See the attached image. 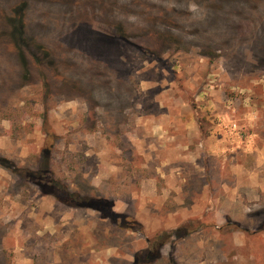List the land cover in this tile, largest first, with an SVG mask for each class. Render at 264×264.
Wrapping results in <instances>:
<instances>
[{
    "label": "rangeland",
    "instance_id": "1",
    "mask_svg": "<svg viewBox=\"0 0 264 264\" xmlns=\"http://www.w3.org/2000/svg\"><path fill=\"white\" fill-rule=\"evenodd\" d=\"M18 6L29 69L10 35ZM263 105L264 0H0V160L11 167L0 164V264H133L166 232L153 264H264V193L220 169L254 155H217L206 189L188 166L180 204L162 179L159 198L140 197L144 175L176 164L178 142L194 148L185 121L236 147ZM42 165L47 189L58 179L139 226L57 202L27 174Z\"/></svg>",
    "mask_w": 264,
    "mask_h": 264
},
{
    "label": "crops",
    "instance_id": "2",
    "mask_svg": "<svg viewBox=\"0 0 264 264\" xmlns=\"http://www.w3.org/2000/svg\"><path fill=\"white\" fill-rule=\"evenodd\" d=\"M166 119H170V116H163V118H161L160 121L163 124L162 126H164V124L166 123ZM256 119L257 120L255 123H253V125L254 127H257V131L253 130L252 133H246V135L244 136L245 140L241 144H238V146L236 147H227L225 145L222 146V144L219 145L217 137L212 130L209 131V133L202 132L203 127L201 126L202 121L200 119L192 117L188 123L185 121V129H187L189 133L193 134L194 148L193 145H179L178 142L176 164L171 158L167 159V161L165 160L158 164V167H155L154 171H156V175L152 176L150 174H146L142 177V190L140 192L141 199H143L144 201H151L155 198H159L157 182L158 179H162L165 185V190H163V193L165 192L164 196L168 198L169 195H173V200L177 204L184 202L186 197L182 195V192L186 187L185 183L191 180L192 176L188 171V166L191 165H193L192 167L197 173V178L205 181V184L203 185L205 186L204 189H206L208 186L210 187L212 183L214 187H216L217 184L213 182L216 177L213 176L212 172L218 170L216 166L217 164L215 163L217 155H219L220 153H230L226 155H233L232 153H237L240 151L243 152V154L247 153L254 155L253 166H247L243 163L225 162L223 166H220V169L225 172L229 170L233 171L234 173H248V187L257 188L259 191H262V193H264V115L257 116ZM178 122L179 124L183 123V121L180 119H178ZM163 133L167 134V137L163 141L165 145L173 143H166L167 139L168 141H174L177 138L174 134H170L168 131L163 130ZM145 153L146 155H144L146 156V161L148 162L146 163L145 168L149 169L152 154L148 152ZM155 161H157V158ZM205 161H208L207 164ZM109 177H111V174L109 175ZM206 178H209L211 183L208 182ZM225 182L227 185H229L227 179ZM239 185L243 187L244 182L243 184ZM233 193L234 198H230L232 202L235 201V195H237L234 191ZM181 195L183 197H181ZM244 197L245 196L242 193V198ZM211 203H216V200L215 202ZM246 246L247 244L245 243L237 244V247Z\"/></svg>",
    "mask_w": 264,
    "mask_h": 264
},
{
    "label": "trees",
    "instance_id": "3",
    "mask_svg": "<svg viewBox=\"0 0 264 264\" xmlns=\"http://www.w3.org/2000/svg\"><path fill=\"white\" fill-rule=\"evenodd\" d=\"M15 15L12 18L11 22V32L10 35L15 40V46L16 48H20L21 46H25L26 49L28 47V40L24 44H19L20 41L24 42L26 37V32L23 29L25 27L24 24V12L25 8L24 6H18L13 9ZM12 11V12H13ZM124 29L123 27H121ZM124 36V32L121 37ZM19 46V47H18ZM23 46V47H24ZM25 47L23 50V54H20V58L23 61V64L27 69H29L30 61L27 57H25L26 53ZM39 51L45 52V55L48 57L49 51L45 47H38ZM33 51V50H32ZM34 52V51H33ZM36 54V53H35ZM33 53V57L35 58L36 65H41L39 57ZM5 164L6 167L8 164L7 160H0V164ZM2 164V165H3ZM4 166V165H3ZM9 169L11 167H8ZM51 171L44 167L40 168V170H37L36 173H33L32 171H28L27 174L29 178H31L33 181H35L38 185L41 191L53 196L57 202L62 203L63 205L75 209H91L98 211L101 213L102 218L109 219L112 221L115 225H118L120 228L123 229H135L139 226V223L136 220H131L129 216L124 214H119L113 210V203L108 201L105 198L100 197H92V196H85L82 193L71 191L66 184H64L62 181L54 178H48L47 182L50 186V189H47L42 183V179L46 176H51ZM176 234V233H174ZM172 237L171 233H163L161 234L157 239L148 241L149 248L146 249L145 252L141 254H137L135 257V261L133 264H153L157 259L160 258V252L161 249L165 246L166 242Z\"/></svg>",
    "mask_w": 264,
    "mask_h": 264
}]
</instances>
